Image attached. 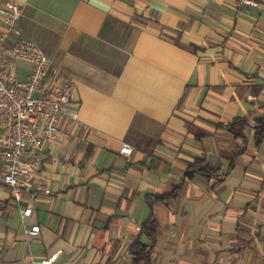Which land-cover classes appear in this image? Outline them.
<instances>
[{"label": "crops", "instance_id": "obj_1", "mask_svg": "<svg viewBox=\"0 0 264 264\" xmlns=\"http://www.w3.org/2000/svg\"><path fill=\"white\" fill-rule=\"evenodd\" d=\"M12 1L80 106L44 143L24 221L0 164V264H132L139 238L152 264H264V0L250 13L235 0ZM18 62L25 80L33 64Z\"/></svg>", "mask_w": 264, "mask_h": 264}, {"label": "built area", "instance_id": "obj_2", "mask_svg": "<svg viewBox=\"0 0 264 264\" xmlns=\"http://www.w3.org/2000/svg\"><path fill=\"white\" fill-rule=\"evenodd\" d=\"M260 4V0H235L237 8L246 13ZM22 13V6L12 0L0 6L3 20L0 34V164L2 181L19 204L24 221L32 214L33 207L20 204L41 167L44 143L58 134L62 118L79 121L80 101L77 83L62 74L38 42L24 35L19 24ZM18 60L33 64L25 80L17 74ZM132 151L129 143H124L120 149L127 155ZM50 192L48 188L45 190V193ZM26 231L38 233L40 226L26 227ZM52 262L53 259L33 260L27 264Z\"/></svg>", "mask_w": 264, "mask_h": 264}, {"label": "trees", "instance_id": "obj_3", "mask_svg": "<svg viewBox=\"0 0 264 264\" xmlns=\"http://www.w3.org/2000/svg\"><path fill=\"white\" fill-rule=\"evenodd\" d=\"M248 122L244 118H239L231 123L232 131L245 136L243 128ZM254 139L257 145H260L264 140V117L258 118L254 122ZM200 166V164H196ZM178 186L169 194L159 195L152 197L150 202L152 205L164 201L167 198L174 197L177 194ZM159 223L153 216L149 218L143 225L142 232L147 236L149 241L155 242L157 239V229ZM151 245L147 241H143L139 238L131 247L130 253L132 257V264H152L151 260Z\"/></svg>", "mask_w": 264, "mask_h": 264}, {"label": "rangeland", "instance_id": "obj_4", "mask_svg": "<svg viewBox=\"0 0 264 264\" xmlns=\"http://www.w3.org/2000/svg\"><path fill=\"white\" fill-rule=\"evenodd\" d=\"M19 63V68H18V75L20 74V75H22L23 74V72L27 69V67H28V64L27 65H25V63H20V62H18ZM23 76H21V78H22ZM20 78V77H19ZM24 78H22L21 80H23Z\"/></svg>", "mask_w": 264, "mask_h": 264}]
</instances>
